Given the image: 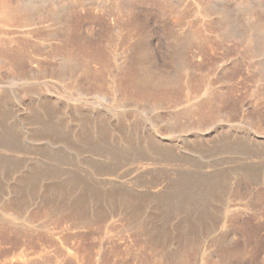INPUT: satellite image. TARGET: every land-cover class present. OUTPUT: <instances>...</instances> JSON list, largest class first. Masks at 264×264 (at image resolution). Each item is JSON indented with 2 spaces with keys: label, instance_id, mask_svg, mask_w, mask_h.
<instances>
[{
  "label": "rangeland",
  "instance_id": "374dc122",
  "mask_svg": "<svg viewBox=\"0 0 264 264\" xmlns=\"http://www.w3.org/2000/svg\"><path fill=\"white\" fill-rule=\"evenodd\" d=\"M0 264H264V0H0Z\"/></svg>",
  "mask_w": 264,
  "mask_h": 264
},
{
  "label": "bare ground",
  "instance_id": "6f19581e",
  "mask_svg": "<svg viewBox=\"0 0 264 264\" xmlns=\"http://www.w3.org/2000/svg\"><path fill=\"white\" fill-rule=\"evenodd\" d=\"M4 11H5V10H4ZM143 167H144V166H143ZM143 167H142V166H141V167L138 166V167L136 168V171H139V169H140V171H141L142 169H145V168H146V167H145V168H143ZM142 171H143V170H142ZM142 171H141V172H142ZM131 172H132V171H131ZM31 186H32V185H31ZM59 204H60V203H59ZM59 204H57V205H59ZM69 205H70V204H69ZM70 206H71V205H70ZM72 210H73V209H72Z\"/></svg>",
  "mask_w": 264,
  "mask_h": 264
}]
</instances>
